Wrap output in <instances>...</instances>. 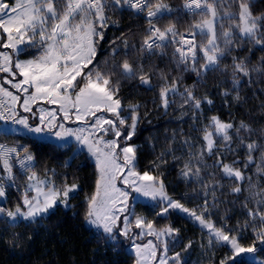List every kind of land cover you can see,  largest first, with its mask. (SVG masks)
Segmentation results:
<instances>
[{
    "label": "snow or ice",
    "instance_id": "snow-or-ice-1",
    "mask_svg": "<svg viewBox=\"0 0 264 264\" xmlns=\"http://www.w3.org/2000/svg\"><path fill=\"white\" fill-rule=\"evenodd\" d=\"M255 2L184 0V11L201 19L193 20L184 32H178L175 22L163 28L158 26L157 21L173 11L158 0H0V49H4L0 51V73L5 74L0 78V123L10 125L0 126V136L14 134L20 126L36 137L56 141L73 138L81 150L86 149L95 159L97 172L94 191L85 196L84 220L102 230L107 239L115 241L118 233L131 240L134 264H183V260L181 252L168 255L166 238L174 240L179 229L171 225L158 229L152 220L136 215L130 207L132 193L156 202L160 209L157 216L179 211L198 222L207 230L209 247L228 249L219 264H248L245 257L264 253V248L258 247L264 245V127L253 128L252 123L243 120L238 125L224 122L213 115L201 129L198 149L190 138L182 141L181 149L187 148L188 152L179 174L186 182L200 184L204 194L203 204L190 208L167 193L162 172L155 175L137 169L138 146L129 141L141 121V105L137 102L125 108L119 95L124 81L138 80L151 90L154 73L145 71L144 59L157 53L163 55L164 48L171 44L173 62L181 72L194 73L197 82L209 73L230 75L236 90L234 100L240 102L238 89L242 78H248L249 84L253 73L264 79V55L252 64L249 56L234 54L245 43L252 46L248 48L249 54L256 47L264 52V14L252 12ZM124 10L142 16L146 22L139 43L131 28L122 31L109 42L108 58L100 61L99 49L106 30L119 24L110 13ZM27 50L35 52L30 58L20 59L29 54ZM228 57L230 64L225 63ZM169 75L158 73L160 107L167 111L172 102L169 97L179 95L183 101L180 107H190L195 121L202 104L211 105L213 101L207 96L198 98L195 85H185L181 91L182 76L169 81ZM221 95L229 96V89L225 88ZM186 114L182 113L180 118ZM56 147L65 148L67 144ZM239 149L245 150L244 160L237 157L226 162L224 153L235 154ZM169 154L174 161L181 159L169 147L161 151L157 158L160 163L153 162V168L158 171L162 163H167L164 157ZM213 155V164H207L206 156ZM252 166L254 171L247 174ZM14 167L25 176L21 196L12 208L0 205V218H6L11 226L35 223L58 206H72L70 200L79 184L68 183L65 177L58 185L55 169L45 168L41 175L36 170L35 153L27 145L16 143H0V198L6 196L5 181L15 185ZM208 168L218 170L221 179L216 172H210L209 180L204 182L203 174ZM222 179L232 182L229 194L247 193L241 204L246 219L242 225L238 221L235 229L227 226V216L221 217L225 223L220 226L212 219V210L220 202L217 192L224 188ZM249 229L252 240L245 245L241 233ZM145 234L155 237L158 243L135 242ZM191 246L189 241L184 251ZM257 264H264V259Z\"/></svg>",
    "mask_w": 264,
    "mask_h": 264
},
{
    "label": "trees",
    "instance_id": "trees-1",
    "mask_svg": "<svg viewBox=\"0 0 264 264\" xmlns=\"http://www.w3.org/2000/svg\"><path fill=\"white\" fill-rule=\"evenodd\" d=\"M157 2V0H154ZM158 2L168 4L173 9L171 14L165 13L163 18L158 20V26L166 27L170 22H175L178 32H184L193 20L201 19L200 16H191L182 9L184 0H158ZM254 14H264V0H256L252 6ZM113 20L119 22L118 27H109L105 33V40L99 49L98 59L103 61L108 58L109 42L119 36L122 31L129 28L137 33L136 42L143 34L146 22L142 16H136L131 11L124 10L110 13ZM206 42V37L203 38ZM200 41L201 37L197 36ZM252 47L245 43L242 49L234 52L238 56H249L252 64H256L264 52L258 47L249 54L248 48ZM174 47L169 44L163 50V55L157 53L145 57V71H153L152 89L141 85L138 80L124 81L120 87V98L125 108L129 104L140 103L141 121L136 130V134L130 143L138 146L137 169L141 172L151 171L158 175L163 173V181L167 193L173 198L180 199L182 203L190 208L202 205L204 194L200 184L195 181L186 182L180 176V169L187 157L188 149H181L182 141L187 137L196 145V149L201 144V129L211 116L216 115L224 122L239 124L241 120L252 123L253 128L264 127V79L255 73L252 75V82L249 84L248 78H242L239 86L240 102L234 100L236 90H233L230 75L221 76L220 73H209L206 78L197 82V77L191 72H181L173 62L172 53ZM25 56V55H23ZM120 57H118L119 59ZM225 63H231L228 57ZM170 73L169 81L172 77H181V91L185 85H195V94L198 98L205 96L213 103H203L202 108L196 113L193 120L190 107L180 105L183 103L179 95L170 96L171 102L167 111L160 107L159 85L161 81L158 73ZM229 89L230 95L224 97L221 92ZM147 116H144V113ZM183 115L181 119V114ZM126 114V113H125ZM173 134L175 139L173 141ZM0 142L16 143L27 145L36 155V170L43 175L44 169H55L56 183L62 184L67 177L68 183L77 182L79 190L72 196L70 208L65 209L58 206L45 218H40L35 223L19 222V226H11L10 222L3 218L0 221V264H133L135 256L129 252L123 257L117 258L111 254H104L101 244L107 242L104 237L94 229L87 227L84 220V200L86 195L94 191L96 179V165L91 161L84 151L76 150L74 144H69L65 148L58 149L56 143L42 141L35 137L23 134H10L7 137L0 136ZM219 146V142H218ZM169 147L175 150V155L181 157L174 161L172 155L164 157L167 163H162L157 171L153 168V162L160 163L157 159L162 150ZM236 143L233 148H236ZM194 149V150H196ZM226 162L239 157L241 161L245 158V150L239 149L235 154L224 153ZM74 157V158H72ZM215 155L206 156L207 164H213ZM254 171L252 166L247 174ZM216 172L217 178L221 179L218 170L206 169L203 174L204 182L209 180L208 173ZM255 179V177H253ZM25 176L21 178L23 187ZM224 188L218 190V207L212 210V219L217 226L225 223L221 217L227 216L226 224L229 228L235 229L237 222L242 225L246 219V210L241 206L247 193L239 196L229 194L232 182L222 179ZM247 182H245L246 186ZM21 194L12 195L5 202L7 208H12L20 198ZM209 200L211 196L209 195ZM251 206V205H250ZM157 205L136 203L134 213L143 215L152 220L155 227L163 228L171 225L179 229L173 248L170 252H181L183 264H219V260L228 252L224 246H208L207 232L201 229L193 221L181 214L170 211L166 216H157L159 212ZM252 240L251 230L241 233V242L245 245ZM192 241V246L184 251V246ZM115 243V242H112ZM123 247L130 244L117 242ZM264 248V245H258ZM264 259V253L257 254ZM247 261V260H246ZM248 264H251L247 261Z\"/></svg>",
    "mask_w": 264,
    "mask_h": 264
},
{
    "label": "rangeland",
    "instance_id": "rangeland-1",
    "mask_svg": "<svg viewBox=\"0 0 264 264\" xmlns=\"http://www.w3.org/2000/svg\"><path fill=\"white\" fill-rule=\"evenodd\" d=\"M20 79H22V78H20ZM38 103H40V102H38ZM41 106L49 107V108H51V107H55L54 105H46V104H42V103H41ZM35 107H36V105H35ZM18 110L22 111L21 109H18ZM126 115H127V113H126ZM0 126H2V127H10V126H8V125H3L2 123H0ZM69 126H71V127H75L76 125H75V124H69ZM16 133H18V134H23V135H29V136H31V137H35V138H37V139H39V140H42V141H50V142H53V143H56V144H67V145H69V144H74L75 147H76V150L86 152L87 155L89 156V158L91 159V161H92L93 163H95V159H94L93 157H91V156L88 154V152H87L86 149L81 150L80 147L77 146V145L75 144V141H74L73 138H68L67 141H56L55 138L47 139V138H45V137H36V136H34L33 134L28 133V132H27L26 130H24V129H18V131H17ZM125 134H126V132H125ZM132 138H133V137H132ZM129 143H130V141H129ZM131 144H132V143H131ZM95 165H96V163H95ZM118 186L123 187V185H120V184H118ZM22 190H23V187H22V189H21V192H22ZM129 191H131V190L129 189ZM76 193H77V191H76L75 193H73V195H75ZM20 194H21V193H20ZM73 195H72V196H73ZM138 202H139V203L150 204V205H156V202L151 201V200H149V199H147V198H144V197H142V196H140V195H138V194H136V193H132V194H131V197H130V207L132 208L133 211H134V206H135V204L138 203ZM174 212H176V213H178V214H181V215H183L184 217H186L187 219L193 221L192 219L188 218V216H187L186 214H184V213H181V212H179V211H174ZM163 216H166V215H163ZM131 218L134 220L135 217L133 216V217H131ZM193 222L196 223V225L200 227V225H199L198 222H195V221H193ZM85 225H86L87 227H90V228L94 229L96 232L100 233V234L102 235V237H104V239H105L107 242H115V243H117V242H122V243H126V244H130V245H132V241H131V240H128V239H125V238L122 237V236H119L118 233H117V236H116V240H115V241H112V240H110V239H107V238L104 236V234L102 233V230H97V229H95V228L89 226L86 222H85ZM120 226H122V224H121ZM133 227H134V225H133ZM156 228H157V227H156ZM200 228H201V227H200ZM158 229H159V228H158ZM201 229H202V228H201ZM203 230H205V231L207 232L206 229H203ZM135 231H136V232H139L140 230H139V229H136ZM162 239H165V238H162ZM166 239H167L168 246H169V252H168V255L171 256V255L174 253V252H170V251H171L172 248H173V242L176 240V236H175V239H174V240H173L172 238H166ZM149 240H152L154 243H158V242L156 241V238H155V237H153V236H148V235H146V234H145V236H143L142 238L137 239L135 242L138 243V244H146V243H148ZM132 246H133V245H132ZM159 250H160V251L163 250V246H162V245H160ZM130 254H132V255L135 256V252L133 251V249L130 250ZM244 259L247 260V261H249L251 264H257V261H258L259 259H261V258H260L258 255H256L255 257L248 256V257H245ZM134 261H135V260H134ZM133 264H134V263H133Z\"/></svg>",
    "mask_w": 264,
    "mask_h": 264
},
{
    "label": "built area",
    "instance_id": "built-area-1",
    "mask_svg": "<svg viewBox=\"0 0 264 264\" xmlns=\"http://www.w3.org/2000/svg\"><path fill=\"white\" fill-rule=\"evenodd\" d=\"M182 9H183V5H182ZM183 11H184V9H183ZM177 40H179V37H177ZM0 51H1V49H0ZM2 74L3 73H0V76ZM8 126H10V125H8ZM17 129H23V128H21L20 126H17ZM0 143H6V142H0ZM6 144L12 145V143H6ZM14 171L16 172V176H17L15 185H13L12 182H10V181H5L6 196L3 198H0V205H2L4 207H6L5 202L10 198V196L18 195L21 193V189H22L21 178L24 177V175H22L20 173V170L18 169V167H14ZM0 175H3L2 168H0ZM18 188L20 189L19 191H18ZM2 219L3 218H0V221ZM101 247H102L104 254H111L112 256H116L117 258H120V259L123 257L124 253L129 252L130 250L133 249L132 245L127 246V247H123L119 244L112 243V242H103L101 244Z\"/></svg>",
    "mask_w": 264,
    "mask_h": 264
},
{
    "label": "crops",
    "instance_id": "crops-1",
    "mask_svg": "<svg viewBox=\"0 0 264 264\" xmlns=\"http://www.w3.org/2000/svg\"><path fill=\"white\" fill-rule=\"evenodd\" d=\"M3 50H4V49H1V51H3ZM27 51H28V53H29L28 55H25V56L21 55L19 58H20V59H27V58H30L31 55L34 54V52H35V50H27ZM4 75H5V74H2V75L0 76V78H3ZM5 87H9V90H10V91L15 92V89H11L9 85H5ZM33 107H35V105H34Z\"/></svg>",
    "mask_w": 264,
    "mask_h": 264
}]
</instances>
